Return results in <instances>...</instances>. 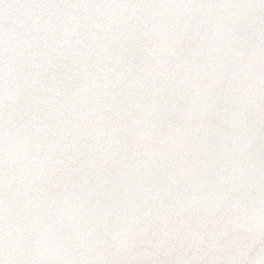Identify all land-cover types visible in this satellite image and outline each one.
Wrapping results in <instances>:
<instances>
[{"label": "snow or ice", "instance_id": "1", "mask_svg": "<svg viewBox=\"0 0 264 264\" xmlns=\"http://www.w3.org/2000/svg\"><path fill=\"white\" fill-rule=\"evenodd\" d=\"M0 264H264V0H0Z\"/></svg>", "mask_w": 264, "mask_h": 264}]
</instances>
